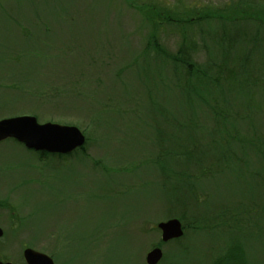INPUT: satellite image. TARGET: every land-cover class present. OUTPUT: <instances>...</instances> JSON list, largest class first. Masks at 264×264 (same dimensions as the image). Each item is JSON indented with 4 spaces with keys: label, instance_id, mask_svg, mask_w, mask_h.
Instances as JSON below:
<instances>
[{
    "label": "rangeland",
    "instance_id": "1",
    "mask_svg": "<svg viewBox=\"0 0 264 264\" xmlns=\"http://www.w3.org/2000/svg\"><path fill=\"white\" fill-rule=\"evenodd\" d=\"M161 49L239 73L206 85ZM22 115L85 143L0 141V260L147 264L161 247L158 264H214L240 244L264 264V0H0V120ZM170 218L184 234L164 242Z\"/></svg>",
    "mask_w": 264,
    "mask_h": 264
},
{
    "label": "water",
    "instance_id": "2",
    "mask_svg": "<svg viewBox=\"0 0 264 264\" xmlns=\"http://www.w3.org/2000/svg\"><path fill=\"white\" fill-rule=\"evenodd\" d=\"M14 138L27 148L50 153L68 154L85 143V135L75 125H63L54 122L39 123L35 116L22 115L0 120V141ZM162 241L167 242L183 236L184 230L178 218H170L158 223ZM4 231L0 226V238ZM27 264H55L46 253L33 248L24 250ZM163 258L161 247H154L146 255L147 264H158ZM0 264H14L0 260Z\"/></svg>",
    "mask_w": 264,
    "mask_h": 264
},
{
    "label": "trees",
    "instance_id": "3",
    "mask_svg": "<svg viewBox=\"0 0 264 264\" xmlns=\"http://www.w3.org/2000/svg\"><path fill=\"white\" fill-rule=\"evenodd\" d=\"M235 11V10H234ZM260 9L258 10H255L254 11V16H258L259 15V12ZM210 17L212 18H215V16L217 17V15H209ZM219 16V15H218ZM241 16H243V14L240 13V15H234L232 16L233 19L231 20H238L239 18H241ZM206 17V16H205ZM220 17V16H219ZM250 18V16H249ZM194 17L190 18L189 22H194ZM225 29H222V33L221 35L226 38L228 42V45L225 49H223L222 51V60L224 62V65L226 67L229 66V64H236V63H233V60H232V56H233V50L235 49H232V46H233V42H235L236 40L233 41L232 37H230L229 33H226L225 32ZM154 33L152 35V38L154 37ZM162 47V46H161ZM164 48V47H163ZM185 48V47H184ZM161 52L166 55V56H169V57H172L175 61L177 62H181V64H185L186 67L188 68L187 69V73L188 75H196V77L201 80V83H204L206 85H208V82L211 80V81H218L221 76H226L225 79L229 80V78H231L232 80L235 81L236 79V75L239 73V71L236 72L235 76H231L229 75L228 72H225V74H223V70L221 69V72L219 73H216V74H211L210 72L207 73L204 68H202V64L192 60V55H190V53L188 51H185L184 50H179V54H176V55H172L170 54L169 52H167L165 49H161ZM250 54V53H249ZM249 54L246 53L245 55H243L242 57H240V67L242 66L243 69L247 70L248 68V62H249ZM190 71V72H189ZM243 72V71H242ZM242 74V73H241ZM190 76H188L189 78ZM210 79V80H209ZM242 80V85L241 86H245V78L244 79H241ZM188 83V82H187ZM201 94V93H199ZM212 113L218 117V116H221V113H219L218 111L216 110H212ZM41 154H44L45 156H53V154H50L48 152H43ZM55 155H58V157H62V156H66V155H61V154H55ZM166 155V153H165ZM208 172L209 171H206V170H202L200 175H198L197 179H201L203 177H206L208 175ZM199 224V223H198ZM201 226L198 225V226H195V228H199ZM214 264H250L249 262V257L246 255L245 251H244V248H242L240 246V244H232V247H229L227 252L225 253V255H223L222 257H219L215 262Z\"/></svg>",
    "mask_w": 264,
    "mask_h": 264
},
{
    "label": "flooded vegetation",
    "instance_id": "4",
    "mask_svg": "<svg viewBox=\"0 0 264 264\" xmlns=\"http://www.w3.org/2000/svg\"><path fill=\"white\" fill-rule=\"evenodd\" d=\"M26 263V262H25Z\"/></svg>",
    "mask_w": 264,
    "mask_h": 264
}]
</instances>
